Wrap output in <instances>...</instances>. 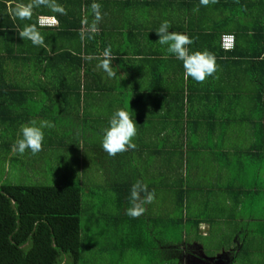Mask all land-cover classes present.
Masks as SVG:
<instances>
[{"label": "crops", "instance_id": "0c3cea01", "mask_svg": "<svg viewBox=\"0 0 264 264\" xmlns=\"http://www.w3.org/2000/svg\"><path fill=\"white\" fill-rule=\"evenodd\" d=\"M263 2L216 0L203 6L199 0L8 1L0 7V18L10 15L23 29L34 28L43 44L22 39L20 26L18 33L0 29L5 76L18 85L0 89V155L28 168L42 164L30 151L9 157L21 127L41 120L53 124L43 130V144L95 140L100 147L112 112L122 108L136 122L133 142L139 145L136 166L133 149L113 156L119 168L191 176L198 206L223 198L229 205L227 201L240 193L243 198L242 179L252 175L257 184L258 170L264 177ZM56 7H63L64 14L53 11ZM18 11L30 16L21 19ZM36 16L54 17L58 24L36 26ZM163 21L169 22V31L193 39L190 51L214 55L217 70L212 76L202 83L185 79L182 62L157 40L155 29ZM225 34L235 36L233 50L221 47ZM105 59L115 75L99 67ZM205 156L222 170L207 173L211 165ZM235 158L239 164L232 162ZM234 165L244 171L229 173ZM214 176L218 184L222 176L230 184L218 185Z\"/></svg>", "mask_w": 264, "mask_h": 264}, {"label": "trees", "instance_id": "16d2710c", "mask_svg": "<svg viewBox=\"0 0 264 264\" xmlns=\"http://www.w3.org/2000/svg\"><path fill=\"white\" fill-rule=\"evenodd\" d=\"M8 1L12 0H0V7L5 8ZM38 17L34 19L36 26ZM18 26L24 28L10 15L6 19L0 18V29L18 33ZM65 53L75 56L68 51ZM3 58L0 52V89H15L18 85L5 76ZM99 146L95 149L93 163L100 170L95 171L92 177L104 175L103 186L99 184L101 187H98L106 188L108 192L107 198L100 199L99 203L91 206L84 204L83 187L77 184L0 185V264H63L64 261L65 264H90L91 259L100 260L107 252L111 255L108 264H128L130 255L144 264H180L177 258L164 256L167 246L177 251L185 242V234H192L189 229L198 230L203 223L213 225L219 217H227L228 220L236 218V213L242 211L243 201L247 198L242 191L249 194L252 188L256 189H244L248 181L243 178L239 185L243 198H239L241 193L239 196L236 194L227 207H221L216 202L211 204V201L198 206V194L191 176L167 173L157 182L147 184L136 174L115 165L114 157ZM77 147L80 148V143L71 146ZM134 185L140 186L135 204L144 209L135 217L128 214L133 207L131 193ZM144 185L147 186L146 191L143 190ZM257 189H261V186H257ZM158 191L163 193L162 201L166 206L153 211V200H156L154 197ZM257 192L253 194L257 195ZM90 195L94 196L93 193ZM149 198L151 202L147 203ZM193 205L202 209L193 214ZM83 217L88 220V229H84V234ZM91 222L95 224L92 232ZM188 236L187 241L190 240ZM246 241L247 238L241 241L238 253L247 247ZM256 241L255 238L251 239L250 246ZM260 245H264V240ZM244 253L245 258L251 257V251Z\"/></svg>", "mask_w": 264, "mask_h": 264}, {"label": "rangeland", "instance_id": "374dc122", "mask_svg": "<svg viewBox=\"0 0 264 264\" xmlns=\"http://www.w3.org/2000/svg\"><path fill=\"white\" fill-rule=\"evenodd\" d=\"M76 128V125L72 126ZM59 138H55L58 140ZM70 139V138H69ZM90 143L84 144L80 143V148L71 149L72 144H64L61 145L59 142L56 143H44L42 150L36 153V158L39 156L43 160L42 164L36 165L34 167L28 168L23 162H15L11 161L10 158H3L1 153L0 155V185L2 183H12V184H25V185H53V186H60V185H68V184H77L83 187L84 195H83V202L84 204L92 205L95 203H99L100 199L104 200L108 196L107 189H101L99 187L103 186L104 175L100 178L92 177V174L100 170L94 167L93 157L96 147H98V141L90 140ZM96 142V143H95ZM136 147L133 149L135 152L133 154L135 166L138 162V148L139 144H135ZM241 147L244 149L247 148L246 144H242ZM246 151H242V155L245 156ZM11 156H18L16 151L13 148V153L10 154ZM232 157V156H231ZM241 158V157H240ZM205 159H208L207 163L211 166L206 170L207 173H216L220 172L222 169L217 168L215 164V160H210L207 156ZM237 160V161H236ZM233 163L239 164V159L235 158L232 160ZM240 163L243 164L244 161L240 160ZM243 172V169L236 168L234 165L227 169L229 173L232 172ZM124 171H129L130 173H134L138 176V178L143 179L147 184L157 182L163 176L158 175H148L146 174L150 170L145 169V167H137V168H127L125 167ZM254 171L250 169V172ZM156 172V170H154ZM160 172V170H159ZM202 173V172H201ZM217 173V174H218ZM257 173L259 182L254 185L253 176L248 175L247 179L249 182L244 186V189L250 190L252 187H264V177L261 176L260 171L258 170ZM88 175V176H87ZM216 181L217 176L213 177ZM95 180V181H94ZM195 180L199 182L202 181V176L195 175ZM204 180V177H203ZM220 182L216 181L218 185H227L230 184V181L227 180L225 176H222ZM153 181V182H152ZM209 183H211L208 180ZM99 184H102L99 186ZM99 186V187H98ZM159 187V186H158ZM257 195H254L255 192L252 188L250 193L246 191L247 198L243 201L244 207L242 208L241 212L236 213V218L232 220H228L227 217H219L218 221L213 225L208 224H201V228L196 230L189 229L192 233L191 235L185 234V239L177 249V251H173L166 247L167 253L164 255L165 257L169 258H177L180 264H184L183 255L188 254V252L196 251L195 248H201L203 250V254L206 257L216 256L217 254L224 253L225 251H232V253L237 252L238 246L240 245L241 241L244 238H247L246 244L247 247L244 249L242 253L236 254V261L235 264H264V245H260L263 243L264 240V188L257 189ZM90 193H93L94 196H91ZM162 192H157L156 197L153 200V211H156L161 206H166V203L162 201ZM249 195L255 196V198H251ZM215 201H211L210 203L213 204ZM226 200L219 199L218 203L221 204L219 206H226L223 203ZM227 203H232L231 199L227 201ZM198 204V203H197ZM223 204V205H222ZM230 205V204H229ZM192 213L197 214L202 208L193 205L192 206ZM88 220L83 217L82 222V232L84 234V229H88L87 226ZM95 224L91 222L90 230L91 232L94 231ZM187 229V228H186ZM188 230V229H187ZM238 231V233H237ZM186 236L190 238L189 241L186 240ZM192 238V239H191ZM236 238V239H235ZM256 239V244L251 245L249 244L251 239ZM192 240V241H191ZM191 241V242H190ZM197 243V244H194ZM199 246V247H198ZM251 251V257L245 258V251ZM201 251V250H200ZM181 257V258H180ZM111 259V255L107 252L105 253L100 260L98 259H91L90 264H108ZM65 264V261L64 263ZM128 264H144L140 263L135 256L130 255Z\"/></svg>", "mask_w": 264, "mask_h": 264}, {"label": "clouds", "instance_id": "9594fccd", "mask_svg": "<svg viewBox=\"0 0 264 264\" xmlns=\"http://www.w3.org/2000/svg\"><path fill=\"white\" fill-rule=\"evenodd\" d=\"M38 3H43L45 0H37ZM216 0H199L200 5L207 6L210 3H215ZM97 8V5H93ZM55 12L64 14L63 7H56ZM198 11V9H197ZM17 15L23 19L30 16V12L18 11ZM97 20L100 19L97 13ZM170 24L168 21H163L160 26L155 29L158 35V42L162 46H166V53L174 56L177 60L182 62L184 69V77H189L195 82L202 83L207 77L212 76L217 70L214 55L207 51H190L188 46L194 43L193 39L186 33L169 31ZM19 36L22 39L30 40L33 45H42L43 37L39 35L34 28L26 27ZM105 57L109 56V50L105 49ZM102 71L109 76L115 75L110 70L107 59L99 65ZM53 127L52 122L41 120L39 123L32 121L20 129V137L16 140L14 150L17 154L23 155L26 151L36 154L42 150L44 141V129ZM137 134L136 122L130 113L122 108H118L112 112L107 127L103 130L101 139L102 149L109 155L115 156L117 153L125 152L129 149H134L136 145L133 138ZM139 185H134L131 193V200L133 207L129 209L130 216H138L143 212V208L135 204L137 199V191ZM143 190H147V186H143ZM147 203L151 202L149 198Z\"/></svg>", "mask_w": 264, "mask_h": 264}, {"label": "flooded vegetation", "instance_id": "af4514ba", "mask_svg": "<svg viewBox=\"0 0 264 264\" xmlns=\"http://www.w3.org/2000/svg\"><path fill=\"white\" fill-rule=\"evenodd\" d=\"M195 250L196 251L190 250L188 254L182 256L184 259H186L183 261L184 264H235L234 262L236 261V254L238 253H232V251L229 249V251L212 256V259L211 257H206V255L203 254L204 252L201 248L199 251L197 248H195Z\"/></svg>", "mask_w": 264, "mask_h": 264}, {"label": "built area", "instance_id": "2783aa9c", "mask_svg": "<svg viewBox=\"0 0 264 264\" xmlns=\"http://www.w3.org/2000/svg\"><path fill=\"white\" fill-rule=\"evenodd\" d=\"M58 24L57 20L54 17L49 16H39L38 25L39 26H48L54 27ZM236 43L235 36L233 34H225L221 38V46L224 50H231L234 48Z\"/></svg>", "mask_w": 264, "mask_h": 264}, {"label": "water", "instance_id": "95a60500", "mask_svg": "<svg viewBox=\"0 0 264 264\" xmlns=\"http://www.w3.org/2000/svg\"><path fill=\"white\" fill-rule=\"evenodd\" d=\"M212 258V257H211ZM213 259V258H212Z\"/></svg>", "mask_w": 264, "mask_h": 264}]
</instances>
